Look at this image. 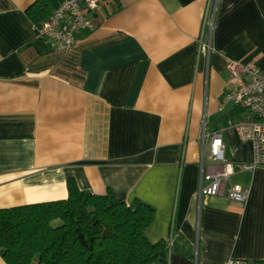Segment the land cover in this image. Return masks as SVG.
<instances>
[{
    "label": "crops",
    "instance_id": "obj_1",
    "mask_svg": "<svg viewBox=\"0 0 264 264\" xmlns=\"http://www.w3.org/2000/svg\"><path fill=\"white\" fill-rule=\"evenodd\" d=\"M35 1L0 0V208L66 198L72 178L153 208L145 235L168 254L151 264L264 261V167L229 177L226 188H249L245 202L197 196L201 171L223 167L207 137L201 168L204 128L231 163L252 158L232 127L247 110L223 93L229 60L264 69V0H102L67 54L36 37ZM61 1L47 0L50 12Z\"/></svg>",
    "mask_w": 264,
    "mask_h": 264
},
{
    "label": "trees",
    "instance_id": "obj_2",
    "mask_svg": "<svg viewBox=\"0 0 264 264\" xmlns=\"http://www.w3.org/2000/svg\"><path fill=\"white\" fill-rule=\"evenodd\" d=\"M27 13L39 25L51 12L47 0H36ZM66 188L63 199L0 208V257L6 264L166 261V241L150 242L145 235L152 207L138 200L126 204L111 190H80L72 178Z\"/></svg>",
    "mask_w": 264,
    "mask_h": 264
},
{
    "label": "built area",
    "instance_id": "obj_3",
    "mask_svg": "<svg viewBox=\"0 0 264 264\" xmlns=\"http://www.w3.org/2000/svg\"><path fill=\"white\" fill-rule=\"evenodd\" d=\"M102 0H62L39 25H33L37 38L43 39L57 53H69L75 44V34L84 29H93L95 24L91 18ZM213 13L205 10L203 27L211 30ZM211 31L208 35L201 32L199 36V53L208 61L211 51ZM229 89L223 93V103H231L244 107L247 114L236 121L232 127L239 139L249 142L252 147V158L248 162L231 163L225 155L222 135L218 131L210 134L203 129L201 135L202 148L200 165H204V143L211 138L208 148V159L214 163H222L220 171L204 175L201 171L198 198L202 195H221L226 189L230 200L245 202L249 196V188L240 184H231L226 188L229 177L237 172L253 171L264 167V69L256 67L252 62L229 60L227 63ZM206 180V184L203 181ZM226 264H245L240 260L230 259Z\"/></svg>",
    "mask_w": 264,
    "mask_h": 264
}]
</instances>
